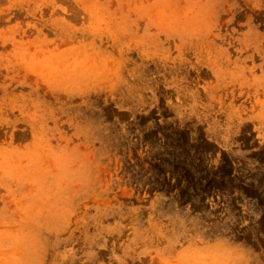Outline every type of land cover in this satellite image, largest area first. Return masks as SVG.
Wrapping results in <instances>:
<instances>
[{
  "label": "rangeland",
  "instance_id": "1",
  "mask_svg": "<svg viewBox=\"0 0 264 264\" xmlns=\"http://www.w3.org/2000/svg\"><path fill=\"white\" fill-rule=\"evenodd\" d=\"M0 264H264V0H0Z\"/></svg>",
  "mask_w": 264,
  "mask_h": 264
}]
</instances>
